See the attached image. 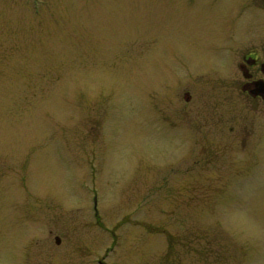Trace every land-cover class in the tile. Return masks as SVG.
Returning a JSON list of instances; mask_svg holds the SVG:
<instances>
[{
  "label": "rangeland",
  "instance_id": "obj_1",
  "mask_svg": "<svg viewBox=\"0 0 264 264\" xmlns=\"http://www.w3.org/2000/svg\"><path fill=\"white\" fill-rule=\"evenodd\" d=\"M249 4L0 0V264H264Z\"/></svg>",
  "mask_w": 264,
  "mask_h": 264
},
{
  "label": "flooded vegetation",
  "instance_id": "obj_2",
  "mask_svg": "<svg viewBox=\"0 0 264 264\" xmlns=\"http://www.w3.org/2000/svg\"><path fill=\"white\" fill-rule=\"evenodd\" d=\"M248 1L250 2L248 8L244 6L240 8V11L247 15L243 25V36L236 38L239 41L243 40V47L238 49L239 43L233 39L231 46L234 54L231 60L229 58V66L224 67V72L227 74L219 75V69H216L215 75H217L218 82L226 83V87L237 88L241 91L243 103L250 115L248 118L251 117L248 121L253 119L255 123L256 119H264V0ZM257 10L261 12V15L257 14ZM228 14V22L233 25L236 19L235 9L231 8ZM220 72H223L222 69ZM196 79L194 78L193 81ZM191 97V93L187 91L185 93L186 104H191Z\"/></svg>",
  "mask_w": 264,
  "mask_h": 264
},
{
  "label": "water",
  "instance_id": "obj_3",
  "mask_svg": "<svg viewBox=\"0 0 264 264\" xmlns=\"http://www.w3.org/2000/svg\"><path fill=\"white\" fill-rule=\"evenodd\" d=\"M56 241H57L58 244L60 243V239L59 238H56Z\"/></svg>",
  "mask_w": 264,
  "mask_h": 264
}]
</instances>
